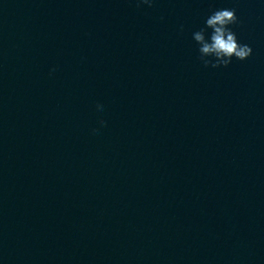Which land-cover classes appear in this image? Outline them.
Segmentation results:
<instances>
[{"label": "clouds", "instance_id": "clouds-1", "mask_svg": "<svg viewBox=\"0 0 264 264\" xmlns=\"http://www.w3.org/2000/svg\"><path fill=\"white\" fill-rule=\"evenodd\" d=\"M152 2L153 0H138V3L149 6ZM237 22L235 9H217L206 18L204 27L192 34L193 40L198 45V59L205 67H227L232 63L233 58L244 61L252 55L251 47L239 43L236 33L230 27ZM97 109L102 110L103 106L98 104ZM100 123L103 125L105 122L101 120Z\"/></svg>", "mask_w": 264, "mask_h": 264}]
</instances>
